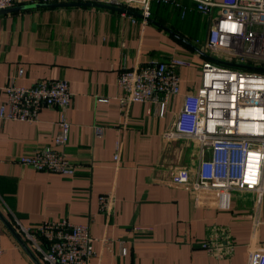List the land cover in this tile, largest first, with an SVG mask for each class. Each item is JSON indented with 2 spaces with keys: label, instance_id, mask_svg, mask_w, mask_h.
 Instances as JSON below:
<instances>
[{
  "label": "crops",
  "instance_id": "obj_1",
  "mask_svg": "<svg viewBox=\"0 0 264 264\" xmlns=\"http://www.w3.org/2000/svg\"><path fill=\"white\" fill-rule=\"evenodd\" d=\"M178 1L184 16L153 4L145 25L139 12L129 10L132 22L119 10L92 5L105 4L97 0H23L0 12V104L10 78L24 86L65 79L71 93L69 138L59 149L77 165L74 176L18 162L21 154L53 144L58 109L42 107L34 122L0 118V212L38 259L19 225L33 229L60 219L88 224L95 238L89 264H247L249 249L264 248V197L257 203L252 192L193 191L171 181L173 171L193 172L202 157L197 141L176 135L173 126L211 54L204 46L208 19L190 0ZM170 56L189 64L179 68V93L168 98L164 114L157 102H133L124 110L120 70ZM94 126L104 128L102 136ZM105 194L113 197L107 211L99 204ZM221 228L233 250L216 258L199 243ZM0 236V264H35L1 220Z\"/></svg>",
  "mask_w": 264,
  "mask_h": 264
},
{
  "label": "built area",
  "instance_id": "obj_2",
  "mask_svg": "<svg viewBox=\"0 0 264 264\" xmlns=\"http://www.w3.org/2000/svg\"><path fill=\"white\" fill-rule=\"evenodd\" d=\"M22 1L0 0V12ZM97 1L122 8L121 16L132 22L136 17L128 11L139 12L143 25L151 16L153 4L170 5L181 16L186 10L178 0ZM190 1L202 16H208L205 48L211 54H218V60L235 65L211 59L202 61L200 84L194 93L184 96L173 126L176 135L197 141L202 157L193 172L185 168L173 171L171 181L175 185L189 184L193 191L252 192L260 203L264 197V0ZM215 8L219 11L212 17ZM188 64L183 57L170 56L143 66L122 68L117 80L122 91L118 97L121 107L126 110L133 102H157L162 116L168 98L179 93L178 70ZM3 90L6 100L0 104L2 119L34 122L42 107L59 110L53 144L21 154L18 162L37 171L74 176L77 165L59 149L69 138L68 82L41 80L24 86L10 78ZM103 130L102 126H94L96 136H102ZM115 149L113 159L118 162V143ZM112 200L111 194L101 195L100 209L109 210ZM133 230L149 232L151 228L134 226ZM19 231L43 264H89L94 256L95 238L88 224L67 219L46 220L33 229L19 225ZM199 246L216 258L226 257L233 250L225 228L214 231ZM2 252L0 236V256ZM120 253L127 254L123 241ZM247 264H264V248L249 249Z\"/></svg>",
  "mask_w": 264,
  "mask_h": 264
},
{
  "label": "water",
  "instance_id": "obj_3",
  "mask_svg": "<svg viewBox=\"0 0 264 264\" xmlns=\"http://www.w3.org/2000/svg\"><path fill=\"white\" fill-rule=\"evenodd\" d=\"M92 5L98 6V7H103V8H108V9H114V10H119L120 12L124 11L122 8L116 7L114 5H110L107 3H93ZM4 11V10H2ZM128 13H131L128 11ZM139 17L140 14H137ZM209 59L219 62L221 64L225 65H235L226 61H221L218 59H214L212 57H209ZM0 220L3 222V224L12 232V234L15 236V238L18 240V242L23 246V248L26 250V252L29 254V256L32 258V260L35 262V264H42L39 259L34 255V253L30 250V248L27 246V244L24 242V240L17 234V232L13 229L9 221L6 219V217L0 212Z\"/></svg>",
  "mask_w": 264,
  "mask_h": 264
},
{
  "label": "rangeland",
  "instance_id": "obj_4",
  "mask_svg": "<svg viewBox=\"0 0 264 264\" xmlns=\"http://www.w3.org/2000/svg\"><path fill=\"white\" fill-rule=\"evenodd\" d=\"M115 6V5H114ZM218 9L217 8H215L214 10H213V12H212V17H215L217 14H218ZM206 18H208V16L206 17ZM149 20V19H148ZM192 46H195V44L193 43V42H189ZM197 47V46H196ZM199 47V46H198ZM210 57H212V58H214V59H219L220 58V56L218 55V54H208ZM201 66V65H200Z\"/></svg>",
  "mask_w": 264,
  "mask_h": 264
}]
</instances>
